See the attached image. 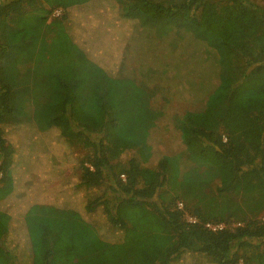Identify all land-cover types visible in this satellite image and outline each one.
I'll use <instances>...</instances> for the list:
<instances>
[{"label":"trees","instance_id":"1","mask_svg":"<svg viewBox=\"0 0 264 264\" xmlns=\"http://www.w3.org/2000/svg\"><path fill=\"white\" fill-rule=\"evenodd\" d=\"M210 1L115 0L122 16L192 13L195 23L137 22L114 39L121 53L106 68L104 57L79 54V41L102 44L97 23L89 35L72 33L61 27L66 17L44 15L42 0H0V199L11 191L15 169L9 137L33 122L43 58L52 63L48 81L61 108L44 119L55 136L84 151L73 170L85 218L46 205L25 215L32 264H126L127 246L104 253L116 232L120 246L145 241L138 264H151V238L170 242L169 235L174 240L160 264H264V4ZM235 95L252 100L253 146L224 126ZM186 213L197 224L187 223ZM10 222L0 210V264H24ZM207 223L225 228L210 232Z\"/></svg>","mask_w":264,"mask_h":264},{"label":"rangeland","instance_id":"2","mask_svg":"<svg viewBox=\"0 0 264 264\" xmlns=\"http://www.w3.org/2000/svg\"><path fill=\"white\" fill-rule=\"evenodd\" d=\"M115 0H42L43 10L50 20V14L54 9H62V16L66 17L62 21L61 27L72 30V33L78 29L85 35L93 32L90 28L97 23L98 30L95 32L97 36L99 31L104 32V37L101 39L102 44L88 48L85 44H81L80 56H87L92 58V61L101 57L105 58L104 63H107L106 68H111V64L119 58L121 51L112 46L114 39L120 35L126 34L135 27L138 23L145 26L163 27V26H184L193 27L194 15L190 14H172L164 15L159 19L151 20L147 13H139L138 15L121 14L120 8L117 7ZM258 6L264 3L260 0H250ZM212 5L219 4V0L210 1ZM88 8V9H87ZM103 9H110L111 12L104 13ZM88 10L96 11V16L90 13L86 17ZM117 15H119L117 17ZM61 16V17H62ZM117 17V18H115ZM107 18H115L109 21ZM203 19H206L203 17ZM101 49V50H100ZM99 54V55H98ZM102 54V56H101ZM41 59V67L39 72H35V87L32 91L33 104V122L29 121L27 131L21 136L14 135L9 137V143L14 150L12 157L15 169L12 168L13 182L11 191L2 199H0V210L9 215L11 222V236L17 234L19 240L20 251L19 260L24 264L28 261L32 264L30 246L27 240H24V233L22 231V221L25 215H29L33 210V205L44 203L48 205L59 206L63 209H71L77 211L80 216L84 215L82 205V198L76 191L75 182L77 174L74 173L73 166L84 155V151L69 144L66 140L59 136H55L52 129H48L49 125L46 112L55 114L61 108L55 105L58 102L57 98L52 96L53 83L51 81L52 75L50 65L52 63ZM31 71L34 72V64ZM35 69H37L35 67ZM32 79V76H31ZM29 83V91L31 92V82ZM48 81V82H46ZM50 104V105H49ZM48 107V111L47 108ZM41 109H43V117L41 116ZM253 110V103L249 97L234 96L229 103V113L224 121L225 128L231 133L235 139L244 138L246 143L253 146L257 143L256 132L257 126L252 120L250 113ZM39 113V114H38ZM53 132V133H51ZM130 155H125L124 159L129 158ZM1 177V176H0ZM6 187V184L0 185V189ZM5 194V192L3 193ZM264 217V215H263ZM85 218V217H84ZM117 239L121 236L116 232ZM168 240L172 242L174 236L169 235ZM170 242L160 240L159 237L151 238L145 245L150 247L148 259L146 262L151 264H160L164 258L161 250ZM137 243H132L126 247L127 256L126 264H138L139 254ZM125 259V257H122ZM94 262V260H91Z\"/></svg>","mask_w":264,"mask_h":264},{"label":"built area","instance_id":"3","mask_svg":"<svg viewBox=\"0 0 264 264\" xmlns=\"http://www.w3.org/2000/svg\"><path fill=\"white\" fill-rule=\"evenodd\" d=\"M63 14V10L62 9H54L51 14H50V20L52 19H57L59 17H61ZM91 171H93L92 167H89ZM121 179L124 181L125 180V176L122 175ZM177 207L179 210L183 209V204L182 203H178ZM185 220L187 221V223L189 224H197L198 220L196 217H194L191 214L186 213L185 214ZM205 228L210 231V232H218L221 231L225 228L224 224H217V223H207L205 224ZM238 264H244L242 261H239Z\"/></svg>","mask_w":264,"mask_h":264},{"label":"crops","instance_id":"4","mask_svg":"<svg viewBox=\"0 0 264 264\" xmlns=\"http://www.w3.org/2000/svg\"><path fill=\"white\" fill-rule=\"evenodd\" d=\"M47 128H48V126H47ZM49 129V128H48ZM40 205H46V206H54V205H48V204H44V203H39L38 205H33L32 206V212L33 213H40V212H43L44 211V209L43 208H41V206ZM38 206V207H37ZM56 207V206H55ZM57 207H59V206H57ZM61 208V207H60ZM63 209V208H62ZM68 210H71V209H68ZM74 211V210H73ZM31 212V213H32ZM77 214H79L77 211H75ZM84 215H85V213H84ZM81 219H84V216H83V214H82V216H81ZM83 221H85V220H83ZM102 228V224H100V226H98V227H96V230H97V233H99L100 234V230H102L101 229ZM157 237H159V236H157ZM160 238V237H159ZM117 242V239L115 238V240L113 241H111V246L107 249V250H105L104 251V253L105 254H108V253H110V254H113V253H116V254H118V253H120L121 254V248H123V247H126V246H128V245H130V244H126V243H122L121 244V246H120V244L119 243H116ZM145 241L144 240H142L141 242H139L138 244L139 245H141V244H143ZM109 264H120L119 262H118V260L114 263L113 261H111Z\"/></svg>","mask_w":264,"mask_h":264}]
</instances>
